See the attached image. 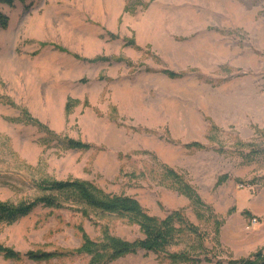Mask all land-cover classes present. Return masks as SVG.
<instances>
[{
    "label": "rangeland",
    "instance_id": "obj_1",
    "mask_svg": "<svg viewBox=\"0 0 264 264\" xmlns=\"http://www.w3.org/2000/svg\"><path fill=\"white\" fill-rule=\"evenodd\" d=\"M1 10L0 201L40 196L39 182L86 180L159 218L181 209L209 252L173 262L139 250L106 264H229L264 251V220L242 207L264 186V0H27ZM192 141L205 148L184 147ZM166 168L211 211L197 217ZM75 208L39 205L0 222L4 246L67 253L0 254V264H88L81 230L94 241L104 230L143 237L125 218ZM192 238L168 252H202Z\"/></svg>",
    "mask_w": 264,
    "mask_h": 264
},
{
    "label": "trees",
    "instance_id": "obj_2",
    "mask_svg": "<svg viewBox=\"0 0 264 264\" xmlns=\"http://www.w3.org/2000/svg\"><path fill=\"white\" fill-rule=\"evenodd\" d=\"M27 0H0V27L8 26L9 17L2 12L1 5L13 7L16 3H24ZM169 78H179L183 73L171 70H161ZM66 146L73 149H87L89 144L67 139ZM188 149H204L202 143L192 141L184 144ZM216 151H223L221 147L213 148ZM172 179V187L181 195L187 197L193 205L197 217H200L201 209L211 211L210 206H206L198 194L196 188L191 185L187 179L170 168L165 170ZM227 179L226 175L218 178V184ZM36 186L42 190V194L29 201H23L18 204H11L0 201V222L13 223L17 219L29 214L35 207H74L86 215L87 208L96 210L105 214L116 215L125 218L130 223L139 227L142 238L132 241L117 237L108 230L103 231L101 240L94 241L82 231V243L77 252L87 254L90 259L88 264H106L115 258L133 254L139 250L152 252L154 254L165 255L173 262H194L202 259L208 260L209 252L204 247L205 238L198 228L195 227L183 214L181 209L169 212L164 218H159L149 214L140 204V202L125 194L106 193L93 183L80 180H53L48 183L39 182ZM217 228L220 225L215 220ZM192 236L198 242L202 252L198 254H188L185 251L168 252V247L175 244L183 237ZM192 238V239H193ZM75 253V252H74ZM0 254L9 259H21L23 257L33 260H47L57 255H67L66 252H46V251H27L20 253L10 247L0 244ZM229 264H264V251L259 250L244 260H231Z\"/></svg>",
    "mask_w": 264,
    "mask_h": 264
},
{
    "label": "crops",
    "instance_id": "obj_3",
    "mask_svg": "<svg viewBox=\"0 0 264 264\" xmlns=\"http://www.w3.org/2000/svg\"><path fill=\"white\" fill-rule=\"evenodd\" d=\"M242 207H245L251 215L259 216L264 220V186L261 187L260 192L254 193V197H252L251 201L247 202V204H244Z\"/></svg>",
    "mask_w": 264,
    "mask_h": 264
},
{
    "label": "built area",
    "instance_id": "obj_4",
    "mask_svg": "<svg viewBox=\"0 0 264 264\" xmlns=\"http://www.w3.org/2000/svg\"><path fill=\"white\" fill-rule=\"evenodd\" d=\"M257 224V219L256 218H252L250 220L249 226L247 225V229H249L250 227H254Z\"/></svg>",
    "mask_w": 264,
    "mask_h": 264
}]
</instances>
